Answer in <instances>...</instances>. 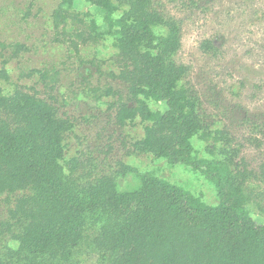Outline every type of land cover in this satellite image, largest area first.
I'll return each mask as SVG.
<instances>
[{
  "label": "trees",
  "instance_id": "obj_1",
  "mask_svg": "<svg viewBox=\"0 0 264 264\" xmlns=\"http://www.w3.org/2000/svg\"><path fill=\"white\" fill-rule=\"evenodd\" d=\"M76 1L61 0L54 21L83 44L104 35L115 38L119 73L111 76L128 88V100L117 104L116 123L124 126L136 118L145 123L143 137L128 153H151L202 171L216 187L219 203L206 204L202 196L122 161L116 170L99 174L92 159L67 160L64 140L73 120L36 91L18 86L5 93L1 84L10 75L1 67L0 194L24 193L0 222V240L9 235L16 243L4 246L0 264L77 263L87 219L98 209L112 218L91 242L105 264H264V224L247 207L248 184L264 182V164L253 168L229 130L206 122L201 97L187 81L189 66L175 59L182 47L179 22L153 0H83L98 8L99 27L76 10ZM156 26L163 33L157 34ZM207 47L214 48L210 42ZM14 48L17 55L26 47ZM57 81L55 73L51 90ZM150 101L164 102L167 109L153 110ZM196 136L221 158H197ZM248 141L261 145L254 136ZM127 175L139 185L121 189L118 179Z\"/></svg>",
  "mask_w": 264,
  "mask_h": 264
},
{
  "label": "rangeland",
  "instance_id": "obj_2",
  "mask_svg": "<svg viewBox=\"0 0 264 264\" xmlns=\"http://www.w3.org/2000/svg\"><path fill=\"white\" fill-rule=\"evenodd\" d=\"M153 1L181 26L182 47L175 59L189 66L187 81L201 97L206 122L212 129L229 130L242 144L241 157L259 170L264 164V0ZM60 2L0 0V43L5 44L0 45V68L6 67L10 75L1 84L5 93H12L18 86L36 91L50 98L62 114L73 120L74 128L64 140L67 160L92 159L99 174L116 170L122 161L202 196L206 204L217 205L216 187L202 171L183 163L171 164L151 153H128L132 144L143 137L145 123L141 118L124 126L116 123L117 104L128 100V88L111 76L119 73L113 59L115 38L104 35L97 42L83 44L74 35L65 34V29L57 26L53 18ZM75 8L88 22L94 19L103 27L96 6L78 0ZM155 31L163 33L159 26ZM72 39L79 43L78 48ZM207 42L214 48H208ZM16 44L26 48L14 55ZM39 72L47 73L48 79L41 78ZM55 73L58 81L51 90L49 85L53 84L51 77ZM109 90L111 94H107ZM149 103L153 110L167 109L164 102ZM250 136L258 138L261 145L248 141ZM192 142L197 158H221L218 153L210 154L209 143L199 137ZM118 182L123 190L140 183L133 175L121 176ZM70 188L67 186V191ZM247 191L251 196L247 207L252 217L264 224V182L250 181ZM23 193L0 194V222L8 219L9 209ZM111 222L105 211H92L75 264H105L91 242L101 225ZM4 246L15 247L16 243L4 235L0 252Z\"/></svg>",
  "mask_w": 264,
  "mask_h": 264
}]
</instances>
